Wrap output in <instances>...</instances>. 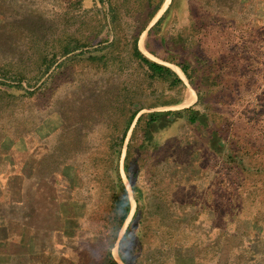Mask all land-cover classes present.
<instances>
[{
    "label": "rangeland",
    "instance_id": "rangeland-1",
    "mask_svg": "<svg viewBox=\"0 0 264 264\" xmlns=\"http://www.w3.org/2000/svg\"><path fill=\"white\" fill-rule=\"evenodd\" d=\"M111 1L0 0V264H264V0H165L138 47L183 85Z\"/></svg>",
    "mask_w": 264,
    "mask_h": 264
},
{
    "label": "trees",
    "instance_id": "trees-1",
    "mask_svg": "<svg viewBox=\"0 0 264 264\" xmlns=\"http://www.w3.org/2000/svg\"><path fill=\"white\" fill-rule=\"evenodd\" d=\"M164 2H165V0H112L110 3V11L112 14V19L116 21L117 18L120 17V15L122 13V8L126 7V9H128L129 6L135 5L132 9L134 11L138 9V11H139L138 12L139 13L138 23H140V26L139 25L137 26L136 32H135L136 34H134L133 50H132V54H133L134 58L138 59L139 61H141V63L146 65L149 68V70L152 72V75H157L159 77H172V84L173 85H183L184 84L183 80L179 76H177L169 67L150 60L140 51V49L138 47L139 36L146 30L149 22L160 11ZM192 8H194V7L189 6L190 17L194 16ZM141 15H142V17H141ZM164 17H165V15L149 30L150 33L153 30L158 28L159 24L164 19ZM192 27H193V25L191 24L189 27L185 28V31L187 30V33L184 32V33H181L179 35V39H181V41L183 43H187L189 45H192V43H193ZM65 34H66V32H65ZM65 34L61 33L55 39H53L52 42H50V43L46 42L45 44H43V46L45 47V50H49L53 54H57V52L60 51V53H62L64 55V54H68L72 51H75L76 49H80L84 46V44H83L84 42H81L80 39L76 38L75 39L76 46L70 48L69 44L67 42H64L62 39V37ZM173 40L176 41L177 37H174ZM38 47L40 50V53L38 55L41 56V58H42L45 50L43 49V47L41 45H38ZM147 48L149 49V51L151 53L155 54V52L153 50H151L148 45H147ZM173 51L176 54H180V53L186 52L188 50L184 46L183 48L175 47L173 49ZM36 61H37V59L34 60V64H36ZM170 61L175 62V60H170ZM177 65L183 70V72L185 73V75L191 81V84H192V76L189 72L188 67L185 66L184 64H180V63H177ZM189 110H190V108H187L185 111L188 112ZM136 114L137 113H134L132 115V117H131L132 120L135 118ZM140 120H141V118H140ZM153 121H154V119H152V122ZM120 207L123 209V214L120 217V224H122L126 220L127 213L129 211V202L127 200L126 194H124V198L121 200ZM3 228H4V226L2 224H0V246L3 243V240L6 239V236L3 234V231H2Z\"/></svg>",
    "mask_w": 264,
    "mask_h": 264
},
{
    "label": "bare ground",
    "instance_id": "bare-ground-1",
    "mask_svg": "<svg viewBox=\"0 0 264 264\" xmlns=\"http://www.w3.org/2000/svg\"><path fill=\"white\" fill-rule=\"evenodd\" d=\"M140 43H141V45L143 46V43H144V42H142V40H140ZM194 97H195V96H194V94L192 93L191 96H190V98L187 99V103L193 101Z\"/></svg>",
    "mask_w": 264,
    "mask_h": 264
},
{
    "label": "crops",
    "instance_id": "crops-1",
    "mask_svg": "<svg viewBox=\"0 0 264 264\" xmlns=\"http://www.w3.org/2000/svg\"><path fill=\"white\" fill-rule=\"evenodd\" d=\"M164 4H165V3H164ZM161 9H162V8H161ZM161 9H160V10H161ZM192 93H193L194 96H195V93H194V92H191L188 98H190V96H191ZM194 100H195V97H194L193 101H194ZM193 101H191V102H193ZM186 102H187V101H186ZM191 102H189V103H191Z\"/></svg>",
    "mask_w": 264,
    "mask_h": 264
}]
</instances>
